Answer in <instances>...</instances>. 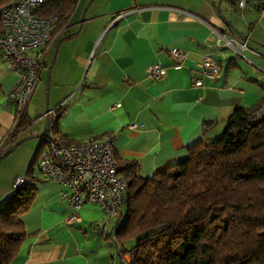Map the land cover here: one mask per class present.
I'll use <instances>...</instances> for the list:
<instances>
[{"label": "crops", "instance_id": "obj_1", "mask_svg": "<svg viewBox=\"0 0 264 264\" xmlns=\"http://www.w3.org/2000/svg\"><path fill=\"white\" fill-rule=\"evenodd\" d=\"M87 1L81 29L69 30L83 10L79 0L68 26L53 34L47 46V67L56 49L47 80L49 99L53 96V108L65 103L59 118L52 114L59 136L68 144L111 136L114 153L136 161L139 175L150 178L184 159L195 142L217 138L235 107L250 109L261 103L264 84L259 74L264 72L258 63L264 62L259 52L264 46V14L252 9L241 14L233 6L235 0ZM174 9L201 20L180 17ZM247 37L248 49L241 54L225 48L221 40L243 42ZM173 48L186 54L178 69L168 55ZM244 53L250 56L247 61ZM204 57L218 63L220 74L194 87ZM237 58L245 60L247 68ZM154 64L166 68L157 81L146 73ZM44 71L33 94L43 84ZM16 82L17 76L0 59V143L16 124L14 106L7 99ZM30 102L24 111L30 124L15 133L9 147L26 130L30 135L45 130V122L42 131L31 130L41 115L31 117ZM40 183L31 210L21 218L28 237L11 264H121L109 235L100 232L106 227L103 218L113 219L99 209L85 208L77 226H92L102 239H93L87 229L76 231V225L65 223L70 210L60 199V188L43 178Z\"/></svg>", "mask_w": 264, "mask_h": 264}, {"label": "trees", "instance_id": "obj_2", "mask_svg": "<svg viewBox=\"0 0 264 264\" xmlns=\"http://www.w3.org/2000/svg\"><path fill=\"white\" fill-rule=\"evenodd\" d=\"M10 1L0 0V7ZM78 1L41 6L40 14L57 18L51 35L68 26ZM255 109L235 107L217 138L195 142L184 159L150 178L139 175L136 161L112 150L128 185L124 220L114 227V240L107 237L121 264H264V118L251 121ZM29 124L24 112L14 134ZM43 146L41 141L24 184L0 207V264H11L28 237L21 218L38 194Z\"/></svg>", "mask_w": 264, "mask_h": 264}, {"label": "built area", "instance_id": "obj_3", "mask_svg": "<svg viewBox=\"0 0 264 264\" xmlns=\"http://www.w3.org/2000/svg\"><path fill=\"white\" fill-rule=\"evenodd\" d=\"M45 1L11 0L0 7V59L17 76V82L7 96L14 106L16 123L30 102L41 72L46 67L47 46L57 25L55 16L40 14V8ZM233 6L241 14L246 9L255 10L259 15L264 14V0H235ZM173 11L180 17L201 20L184 10ZM221 40L225 48L236 54L248 49L249 37L243 42L225 38ZM168 55L175 69L180 68L186 58V54L176 48L169 50ZM146 73L151 80L157 81L166 75V68L154 64L148 67ZM198 74L193 81L194 87H201L205 80L213 81L220 74V67L211 57H204ZM64 108L65 103H61L52 113ZM262 118L264 96L250 120L257 121ZM55 125L56 117L53 122H49L42 137L44 146L36 171L39 179L43 178L60 188V199L67 203L70 210L65 223H79L80 212L86 206H95L106 216L120 221L128 185L118 174L112 154V137L106 135L81 144H65ZM15 127L16 124L13 131L0 143V156L13 142ZM130 128L135 130L137 126L134 124ZM22 184L24 178H16L13 190H17ZM110 239L113 241L114 236ZM125 258L130 261V252L124 255L123 259Z\"/></svg>", "mask_w": 264, "mask_h": 264}, {"label": "rangeland", "instance_id": "obj_4", "mask_svg": "<svg viewBox=\"0 0 264 264\" xmlns=\"http://www.w3.org/2000/svg\"><path fill=\"white\" fill-rule=\"evenodd\" d=\"M85 2H86V0H82L81 7L83 6V10L81 11L79 16H75L74 19L72 20L73 26L71 28H69V30L71 32L78 30L79 25L81 23V18L83 15H84V20H85V15H86V10H87L86 7L88 6L89 1H87V3H85ZM263 48H264V46H262V49L259 52L264 56V49ZM230 53H233V52H230ZM244 56L246 58V61L248 58H250L248 53H244ZM237 59H238V61L241 62L243 67L247 68L245 66V65H247L246 64L247 62L245 60H242L240 58H237ZM258 65L260 67H262L261 70H263V72H264V62L258 63ZM259 75H260V82H262L264 84V73L262 75L261 74H259ZM41 81L43 82V84H42V86L40 84L38 90H36L35 93L33 94L32 100H31L29 107H28V112L31 114V117L33 116L32 118H38L37 116L41 115L40 118L34 122L35 124L31 128V130H37V131L43 130V124L42 123L45 122L43 115L45 114V111H46V109H45V102L46 101H47V109L49 111V114H51L50 121L53 122L55 120V117H56L52 114V111L54 109L52 106V102H53L54 98L52 96L51 100L49 99L50 85L47 82V73L45 71L43 72V76L41 78ZM46 96H47V98H46ZM32 120H34V119H32ZM21 135L22 136L25 135L26 137H33V138L22 143L11 154H9L5 159L0 161V207H2L3 204L5 203V201L9 198V196H11L13 181H15L16 178H24L26 171H27V167L33 158L35 149H36L37 145L42 141V138H36L35 137L37 134L36 135H30L29 130L24 131L23 133H21ZM24 137H22V138H24ZM37 175H38V173H37ZM9 182H10V187H8ZM41 184L42 183L39 182L37 184V187ZM37 196H38V194H37ZM37 196H36V198H37ZM85 208H96V210L99 209L95 206H86L83 209H85ZM121 214H122V218L120 221H116V219H113L111 221L108 218H103L101 224H106V227L104 230H103V227L100 228V232H102L103 236L104 235H106V236L111 235L110 237L114 236L115 232H114V228L112 229V226L114 225V227H115L116 223L118 224V226H120L122 224L124 217H125V213H124L123 208L121 209ZM103 215L106 217L105 214H103ZM82 221H83V219L81 217V221L77 224L76 223L74 224L76 226H73V228L76 229V231H78L79 228L83 229V230L87 229V231L90 234L91 233L93 234L92 235L93 239L97 240L100 237H101L100 239H102V236H100L101 234L99 232L95 233L92 226L90 227V226H87V224H82V225H79V227H78L77 225L81 224ZM80 231H82V230H80ZM110 232H112V234H110ZM114 247H115V245H114ZM115 248H114V255H115ZM117 252H118V248H117ZM124 260L126 261V263H127V261H129L126 258L123 259V261Z\"/></svg>", "mask_w": 264, "mask_h": 264}, {"label": "water", "instance_id": "obj_5", "mask_svg": "<svg viewBox=\"0 0 264 264\" xmlns=\"http://www.w3.org/2000/svg\"><path fill=\"white\" fill-rule=\"evenodd\" d=\"M86 9H87V7H86ZM220 17H221V19L225 22V23H227V24H229L228 23V21H226L225 19H224V17H222L221 15H220ZM84 21V15L82 16V18H81V23H80V25H79V29H78V31L81 29V24H82V22ZM230 26V25H229ZM57 48V47H56ZM55 53H56V49H55V52H54V54H53V58H52V61H51V63H50V65L47 67V80H48V78H49V74H50V70H51V67H52V63H53V61H54V57H55ZM46 98H47V96H46ZM45 109H46V111H45V115H44V118H45V130L42 132V133H40L39 135H37V136H35L36 138H42L43 137V135H44V133L46 132V130H47V128H48V126H49V122H50V120H49V111H48V109H47V101L45 102ZM31 138H33V137H25V138H22V139H19L18 141H16L10 148H8L1 156H0V161H2L3 159H5L9 154H11L18 146H20L22 143H24V142H26V141H28V140H30Z\"/></svg>", "mask_w": 264, "mask_h": 264}]
</instances>
